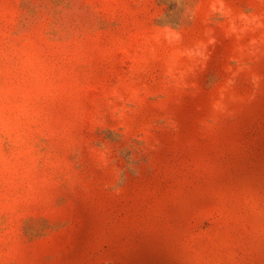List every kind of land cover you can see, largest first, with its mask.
Returning <instances> with one entry per match:
<instances>
[{"label":"rangeland","instance_id":"obj_1","mask_svg":"<svg viewBox=\"0 0 264 264\" xmlns=\"http://www.w3.org/2000/svg\"><path fill=\"white\" fill-rule=\"evenodd\" d=\"M0 264H264V0H0Z\"/></svg>","mask_w":264,"mask_h":264}]
</instances>
